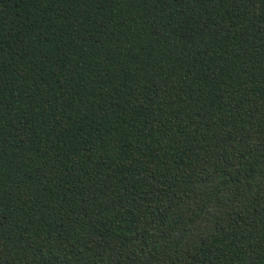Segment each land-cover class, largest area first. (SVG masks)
<instances>
[{"label":"trees","instance_id":"trees-1","mask_svg":"<svg viewBox=\"0 0 264 264\" xmlns=\"http://www.w3.org/2000/svg\"><path fill=\"white\" fill-rule=\"evenodd\" d=\"M0 264H264V0H0Z\"/></svg>","mask_w":264,"mask_h":264}]
</instances>
